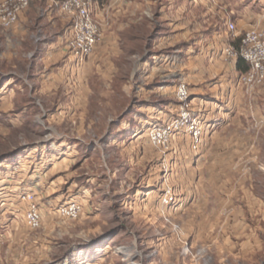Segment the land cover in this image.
Returning <instances> with one entry per match:
<instances>
[{"label":"rangeland","instance_id":"374dc122","mask_svg":"<svg viewBox=\"0 0 264 264\" xmlns=\"http://www.w3.org/2000/svg\"><path fill=\"white\" fill-rule=\"evenodd\" d=\"M236 3V15L225 21L235 25L228 29L229 44L239 48L247 30L264 28V0ZM70 41L65 43L66 53L79 69L88 58L76 59ZM108 66H100L105 80ZM31 90L24 94L33 96L37 107L32 109L9 108V100L4 102L0 94V183L24 180L37 186L12 193H17L18 201L4 203L15 202L17 212L25 213L26 193H33L42 217L43 211L61 216L58 209L72 201L83 210L78 219L61 222L50 235L43 229L49 231V218L38 230L27 224L49 240L51 252H46L42 240L25 243L16 262L1 245L0 264H264V82L255 89L242 83L229 106L222 105L220 113L216 109L218 113L209 118L196 114L189 87L192 110L204 128L197 151L191 149L187 132L177 135L167 149L155 146L149 133L165 125L159 123H136L134 132L127 131L128 124L120 125L127 134L112 139L108 132L118 119L116 113L108 118L112 112L108 105L116 102L113 93L97 94L96 101L105 104L102 122L88 125L74 120L88 115L79 106L88 98V88L71 96L73 104L66 91L34 95ZM176 92L177 88L172 102L179 106ZM18 95L13 102L22 101ZM57 100L59 107L53 106ZM42 103L48 106L43 108ZM94 111L91 115L96 116ZM58 136L70 139H54ZM169 190L175 200L166 204L163 198ZM2 192L0 188V197ZM61 243L66 250L77 249L73 257L62 255ZM45 252L48 258L31 260Z\"/></svg>","mask_w":264,"mask_h":264},{"label":"crops","instance_id":"0c3cea01","mask_svg":"<svg viewBox=\"0 0 264 264\" xmlns=\"http://www.w3.org/2000/svg\"><path fill=\"white\" fill-rule=\"evenodd\" d=\"M57 1H35L9 29H4L0 23V94L4 102L9 100V108L36 106L33 96L24 94L29 87L34 95L36 91H66L67 100L72 104L75 98L71 96L83 94L88 88V98L79 105L88 115L74 120L98 124L102 122L105 104L95 97L103 92L113 93L116 102L108 105L112 110L108 118L116 113L118 119L112 121L117 126L111 128L108 135L120 139L127 134L120 125L128 124L127 131L134 132L132 126L136 123L170 121L177 112L178 106L173 104L172 98L179 82L189 84L195 95L193 101L198 110L195 113L203 118L220 113L222 105L229 106L233 92L242 87L243 72L237 68L238 61L228 59L223 52L230 42L225 20H231V14H235L236 0H92L93 14L101 25L103 37L79 69L74 67V58L69 57L65 49V43L72 36L71 19L55 5ZM106 63L110 71L105 73L107 80L100 71V66L105 67ZM16 92L22 97L21 102L11 99ZM55 105L59 107L58 100L53 103ZM73 106L75 104L66 107ZM93 110L96 116L91 115ZM212 124L214 128V121ZM54 139L66 141L70 138L58 136ZM4 172L3 178H6L8 170ZM13 181L1 180L0 183L3 191L0 220L5 222L0 230V246H6V251L12 252L9 258L19 262L20 247L25 243L30 246L42 240V246H46L49 253L52 245H47L49 240L26 227L25 213L17 212L15 202L4 203L5 200L18 201L14 192L37 187H31L24 180V185L20 180L11 183ZM45 218L52 220L49 231L43 228L47 235L61 222L69 223L51 211H43V222ZM21 220L25 229L21 227ZM65 248V243H61L63 256H70L77 250L73 246ZM46 252L30 259L48 258ZM3 262L0 258V263ZM72 263L74 261L69 264Z\"/></svg>","mask_w":264,"mask_h":264},{"label":"built area","instance_id":"2783aa9c","mask_svg":"<svg viewBox=\"0 0 264 264\" xmlns=\"http://www.w3.org/2000/svg\"><path fill=\"white\" fill-rule=\"evenodd\" d=\"M35 0H5L0 2V23L4 29L13 27L19 20L20 14ZM55 5L72 21L71 41L69 43L71 54L78 60L88 58L95 47L102 40L103 33L100 23L96 20L92 10V0H59ZM235 25L229 23L228 29L233 30ZM224 54L230 60L243 59L249 63L250 68L242 73L241 81L248 88L255 89L264 82V28L247 30L241 40L239 48L230 44L224 48ZM179 106L174 117L164 126H155L151 129L150 141L155 145L167 149L172 140L183 132L190 137L191 149L197 151L203 142L204 128L199 118L192 110L189 87L186 82L177 86ZM28 208L25 219L29 227L38 230L42 225L41 205L36 201L35 195L26 193ZM175 196L169 190L163 201L171 204ZM83 207L77 201L63 205L58 212L66 220H76L82 214Z\"/></svg>","mask_w":264,"mask_h":264},{"label":"trees","instance_id":"16d2710c","mask_svg":"<svg viewBox=\"0 0 264 264\" xmlns=\"http://www.w3.org/2000/svg\"><path fill=\"white\" fill-rule=\"evenodd\" d=\"M234 44H236V43H234ZM236 45H237V47H239V44L238 43ZM237 68L241 72H246V71L249 70L250 65L245 60H243V59L240 58V59H238V62H237Z\"/></svg>","mask_w":264,"mask_h":264}]
</instances>
